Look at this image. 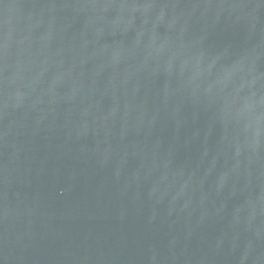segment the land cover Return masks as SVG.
Here are the masks:
<instances>
[{
	"label": "water",
	"instance_id": "95a60500",
	"mask_svg": "<svg viewBox=\"0 0 264 264\" xmlns=\"http://www.w3.org/2000/svg\"><path fill=\"white\" fill-rule=\"evenodd\" d=\"M0 264H264V0H0Z\"/></svg>",
	"mask_w": 264,
	"mask_h": 264
}]
</instances>
